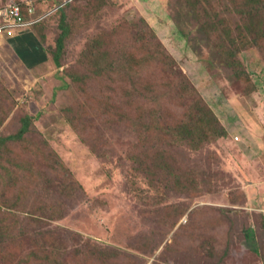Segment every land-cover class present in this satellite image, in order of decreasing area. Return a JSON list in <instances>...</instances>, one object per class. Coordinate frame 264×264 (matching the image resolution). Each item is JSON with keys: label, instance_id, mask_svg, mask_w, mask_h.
Returning <instances> with one entry per match:
<instances>
[{"label": "rangeland", "instance_id": "1", "mask_svg": "<svg viewBox=\"0 0 264 264\" xmlns=\"http://www.w3.org/2000/svg\"><path fill=\"white\" fill-rule=\"evenodd\" d=\"M3 1L48 22L46 44L30 27L16 29L26 45L0 43V264H264V186L252 187L264 166L240 136L264 142V0ZM172 71L227 139L200 151L169 141L162 128L189 119L169 104ZM139 106L171 112L145 139ZM176 207L189 208L183 220Z\"/></svg>", "mask_w": 264, "mask_h": 264}, {"label": "trees", "instance_id": "2", "mask_svg": "<svg viewBox=\"0 0 264 264\" xmlns=\"http://www.w3.org/2000/svg\"><path fill=\"white\" fill-rule=\"evenodd\" d=\"M7 3H5L3 0H0V5H5ZM71 3L72 2H69L58 9L57 15L60 17V23L58 25L61 29V33H59L58 35L57 48L53 56L55 63L58 66L60 65L61 57L64 52L67 40L74 32V25H72L70 16L68 14L69 9H71L70 8ZM200 3L201 2H199L198 6L200 5ZM193 9L194 10H192V12L197 11V8L195 9L193 7ZM251 9L252 10L250 11V13H255L256 11L257 13H259L260 10V8L256 9V5H252ZM24 12L26 13L25 8H24ZM26 14L28 15V17L27 16L26 17L29 19L30 16L28 14V11ZM36 18L35 15H33L32 19L39 20L38 17ZM47 22L48 20L45 21V19H42L41 21H38L32 25V27L34 26L37 27V31L40 37L43 38L45 42H47V34L45 32V27L47 25ZM215 27L218 28V26ZM240 29L241 28H239V30ZM91 50L92 51L90 52H92L93 54L86 51L84 52V56L85 57L92 56L93 58H96L95 47H92ZM235 50H233V52H230L231 55L230 60H232L231 62L232 65L238 64L237 55L241 52L240 49L236 48V45H235ZM238 65L239 68H242V64L239 63ZM100 69L102 70V72L104 71V63L101 65ZM172 74L175 77L174 78L175 80H173L172 82H168L167 85L169 88H171L172 90L174 89L176 91L174 94L178 102L177 103L169 102V104H173L179 108L185 107V109H187L188 111L187 117H189V119H187V121L181 122L178 127L175 126V127L162 128V130L168 129L170 131L171 137L169 141L174 140L179 144H185V143L190 144L194 150L200 151L202 149L201 148L202 145H205L207 142H212L215 140L218 142L219 140L227 139L228 134L224 129L221 120L209 109L208 105L205 102V99L200 94V92L192 87L191 83L188 81L186 77H184L182 73L178 74L172 71ZM151 97H154L157 103H159L160 99L158 94ZM155 105L157 106L159 104H155ZM163 108L167 110L169 114L171 113L169 108L167 109L161 106H159V108H151L150 110H145L144 107L139 106L135 110L133 124L134 126L136 125L137 128L139 129V132L142 135V137L140 138L145 139L147 138L148 134L152 132L153 130L152 121L153 122L155 121L159 111L162 110ZM26 129L27 128H25L24 131H21L20 134L17 135V138H21L25 134ZM163 134L166 136L164 132ZM160 136L162 137V135ZM12 139H14V137L12 136L8 138V140H12ZM156 153L159 154V152ZM160 153H161L159 158L160 160H164L165 158H167L168 160H173L172 158H174V155L167 150H162ZM168 168H172V167L170 166ZM198 173L199 170L197 173L193 171V174H195L196 176ZM252 182L254 183L257 181L253 179ZM197 184L198 182H196L192 187H195ZM176 209H181L179 215L181 216L180 219L182 218V220L183 218H185L184 216L187 215L189 211L188 210L189 208L183 209V207L182 208L176 207Z\"/></svg>", "mask_w": 264, "mask_h": 264}, {"label": "crops", "instance_id": "3", "mask_svg": "<svg viewBox=\"0 0 264 264\" xmlns=\"http://www.w3.org/2000/svg\"><path fill=\"white\" fill-rule=\"evenodd\" d=\"M36 22H38V21H36ZM28 27L31 28V32H28V33L32 34L31 36H33V38H29V40L33 39L32 40V42H33L34 39H36L38 37L42 44H46L45 40L40 37V35H39L38 31H37V27H35V26L32 27V25H30ZM17 33H18L17 31H13L11 33V35L0 36L1 37L0 38V43H5V42L9 43V41H10V44L12 46H14V45L24 46V45H26V43L24 44L23 41H25L24 38H27L26 36H28L27 35L28 33H26V31L22 32V33L19 32V34H17ZM34 33H35V38H34ZM20 34H23V35H21V37H19ZM14 36H17V37L15 39H13ZM242 133H245V134H242ZM255 133H257V132H253L251 130L245 129L244 132H241L242 135H240V136H242L243 141L246 140V141H244L245 143H244L243 146H245V148L247 150V153L248 152H256V155H255V157L253 159H256L257 161H259V159L260 160L262 159L261 161H262V164L264 166V158H263L264 153L262 152V151H264V142H260V139H258L259 137L258 136L256 137L254 135ZM240 136H237V137H240ZM240 139H241V137H240ZM259 149H260V151H259ZM241 151H242V149H241ZM256 177H257V181H260V182H259L258 185H253L252 187L253 188L256 187V186H258V188L263 187L264 186V173L263 172L256 173ZM262 196H264V195H262ZM261 211L264 212V210H262V209H261Z\"/></svg>", "mask_w": 264, "mask_h": 264}, {"label": "built area", "instance_id": "4", "mask_svg": "<svg viewBox=\"0 0 264 264\" xmlns=\"http://www.w3.org/2000/svg\"><path fill=\"white\" fill-rule=\"evenodd\" d=\"M28 14L32 18L35 11L32 5H29ZM36 20H29L26 17L22 3L8 2L5 5H0V34L11 35L17 28L28 27L33 25ZM239 141V139H236Z\"/></svg>", "mask_w": 264, "mask_h": 264}, {"label": "clouds", "instance_id": "5", "mask_svg": "<svg viewBox=\"0 0 264 264\" xmlns=\"http://www.w3.org/2000/svg\"><path fill=\"white\" fill-rule=\"evenodd\" d=\"M35 15V14H34ZM36 21H40V20H36Z\"/></svg>", "mask_w": 264, "mask_h": 264}]
</instances>
